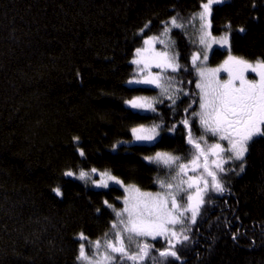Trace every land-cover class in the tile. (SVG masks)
Segmentation results:
<instances>
[{"label": "trees", "instance_id": "obj_1", "mask_svg": "<svg viewBox=\"0 0 264 264\" xmlns=\"http://www.w3.org/2000/svg\"><path fill=\"white\" fill-rule=\"evenodd\" d=\"M201 3L0 0V264H85L76 259L78 246L85 244L91 253L89 241L113 231L115 212L104 202L123 209L122 188H94L91 180L66 177L65 171L78 175L96 168L124 185L155 191L157 178L164 179L168 169L144 157L167 151L187 159L194 153L183 124L168 130L189 115L184 111L189 104L190 112L199 104L187 62L192 47L184 34L177 47L188 71L182 68L175 77L195 95H181L175 115L169 100L157 103L152 113L133 111L125 101L152 92L127 84L142 39L157 34L172 16L187 19ZM210 19L212 37L230 31L231 53L264 60V0H225L213 6ZM224 52L215 48L210 61ZM152 123L162 125L154 142L127 143L134 126ZM192 131L201 133L197 118ZM76 136L83 157L73 142ZM220 175L230 191L212 194L175 264H264V138L251 146L244 172L230 169ZM58 185L62 197L52 191ZM80 233L88 239L80 240ZM147 241L155 249L165 247L163 238Z\"/></svg>", "mask_w": 264, "mask_h": 264}, {"label": "snow or ice", "instance_id": "obj_2", "mask_svg": "<svg viewBox=\"0 0 264 264\" xmlns=\"http://www.w3.org/2000/svg\"><path fill=\"white\" fill-rule=\"evenodd\" d=\"M224 3L225 0H206V2L202 0L200 5L202 10L194 14L192 19L199 18L202 22V31L210 29L213 6ZM179 20L180 17L177 15L163 22L164 27L160 36H169L174 29L183 28L184 25ZM148 26L145 24L144 28L140 29V33L142 34ZM226 27L230 30V25ZM239 31L243 33L246 28L241 27ZM204 35L211 36V33L205 32ZM169 39H171L170 36ZM212 42L229 49V56L221 66L228 71L229 78L220 81L217 73L221 69L200 66L208 60L207 52L203 54V60L199 54L194 53L192 64L200 77L196 83V87L200 90V111L190 112L192 105L189 104L184 109L189 115L173 123L168 129L170 132H175L179 124H183L187 130L186 142L194 149L192 158L184 163L182 161L186 159L185 157L166 152H157L154 156L144 158L149 163L163 164L168 169L164 179L157 178L160 187L164 189L163 192L155 196L139 193L135 185L125 186L109 171L99 172L100 180H92L91 174L98 173L96 168H92L90 172L80 170L78 175L71 169L63 173L66 177L82 181L91 180L97 188H107L110 182L120 184L127 193L123 201L124 208L119 211L108 201L104 202L115 212L113 231L105 233L102 239L89 241V246L95 247L91 253L87 252L85 244L81 243L79 255L76 258L78 261L86 262V264H147V261L151 259L153 264H175L182 259L180 246L185 245L190 239L188 233L192 231V228L189 225L197 224L198 217L203 214V206L212 201V194L222 196L230 191L220 175L229 171L225 168V164L229 161L239 162L236 164V168L239 169L237 175L245 171L247 154L251 146L257 138H264V60H257L255 64H252L243 58L233 56L230 48V31H225L219 38L214 37ZM143 43L145 47L137 48L136 58L131 61L138 66L137 76L140 78L130 79L128 83L153 85L160 88L161 94L171 101L169 107L174 109L175 115V108L181 95H195V93L190 94L185 91L181 80L175 76L166 77L165 74L168 71L178 74L182 68L184 71H188V68L180 64L178 52L173 54L176 48L174 40L169 46L164 39L153 36L144 39ZM156 43L164 44L165 50L156 52L155 56L145 57V53L155 51ZM200 43H205L204 36H201ZM208 47L211 48V45ZM198 61L200 65L197 64ZM153 66L160 69V72H151L150 69ZM248 70L255 72L259 79H247L244 72ZM163 102L159 98L148 97H134L125 101L130 108L146 112H156L155 105ZM196 117L199 118L203 128V134L199 137H195L192 131V118ZM164 126L167 127V125ZM158 130H162V125L154 123L150 128L142 125L134 127L131 132L135 142L151 144L160 135ZM206 134L217 137V142L207 147L202 146L201 142L204 145L208 144ZM79 140L78 136L73 137V142L80 156L83 157L85 153L79 147ZM220 141H227V147H224ZM113 148L115 149L116 145H113ZM225 153L228 155L225 156ZM210 156L214 157L211 162ZM200 169L203 171H198ZM189 170L194 175H189ZM52 191L58 197L63 195L59 185ZM97 211L100 210L97 209ZM147 238L152 240L163 238L165 247L155 249L154 245L148 243ZM79 239L87 240L88 238L80 233ZM238 239V232L234 233L233 240ZM133 245H135L134 250Z\"/></svg>", "mask_w": 264, "mask_h": 264}, {"label": "rangeland", "instance_id": "obj_3", "mask_svg": "<svg viewBox=\"0 0 264 264\" xmlns=\"http://www.w3.org/2000/svg\"><path fill=\"white\" fill-rule=\"evenodd\" d=\"M206 2V1H205ZM202 9H201V7L197 10V11H195V12H193V13H191L190 14V16L187 18V19H185V20H179V22L180 23H182L183 25H184V27L183 28H181V29H174L170 34H169V36L171 37V39H169V36H160V33L163 31V27H164V23H163V25H162V28L160 29V31L157 33V34H153V35H148V36H146V37H144L143 39H142V42H141V44H140V46L138 47V48H141V47H145V45H144V43H143V41H144V39H147V38H149V37H153V36H156V37H158V38H160V39H164L165 41H167L168 42V45L170 46L171 45V42L174 40L175 42H176V48L174 49V51H173V54H175L176 52H178L179 53V55H180V52H179V49H178V45H177V41H178V37H180L182 34H184L185 35V40L188 42V44H189V46H188V48H190V46L192 47V52L189 54V55H187L188 56V60H187V62L188 63H190L191 64V66H192V68H193V72L195 73V83H197L198 81H199V79H200V77H199V75H198V73H197V71H196V69L193 67V64H192V56H193V54L194 53H197V54H199L200 55V58H201V60H203V54L205 53V52H207V54H208V60L203 64V65H200V61H198L197 62V64L198 65H200V66H203V67H207V68H211V69H217V68H219V69H221L218 73H217V78L220 80V81H225V80H227L228 78H229V73H228V71H225L221 66L224 64V61L228 58V56H229V49H228V47H221L219 44H216V43H213L212 42V40H213V38L214 37H212V36H207V35H204V33L205 32H210V29H204L203 31L201 30V21L199 20V18L197 17V18H195V19H192V17L194 16V14H196V13H198V12H200ZM170 19H168L167 21H169ZM174 32H178L179 33V35H175L174 34ZM201 36H204V39H205V43L204 44H201L200 43V39H201ZM215 38H219V37H215ZM208 45H211V48H209L208 47ZM154 48H155V51L154 52H152V51H150V52H148V53H145L144 54V56L145 57H152V56H155V54H156V52H162V51H164L165 50V45L164 44H159V43H156L155 45H154ZM218 49V50H225V52L224 53H222V56L216 61V62H211L210 61V58H211V53H212V51L214 50V49ZM218 52V51H217ZM233 56H235V57H239V56H236V55H234L233 53H231ZM134 58H136L135 57V52H134V56H133V58H132V60L134 59ZM239 58H243V57H239ZM244 59V58H243ZM245 60H247V61H249L250 63H252V64H255L256 62H257V60H254V61H250V60H248V59H246L245 58ZM150 71L151 72H153V73H157V72H160V69H158V68H156V67H152L151 69H150ZM139 72V68H138V66L137 65H135L134 64V69H133V74H132V76L127 80V84L128 85H132V86H140V87H148V88H152V92L151 93H143L142 95H139V96H136V97H148V98H159V99H161V100H163V101H166V100H168L164 95H162L161 94V89L160 88H157V87H155V86H153V85H145V84H129L128 83V81L130 80V79H133V78H140L139 76H137V73ZM248 73H252V74H254L255 76H249L247 73L246 74H244V76L247 78V79H249V80H253V79H255V80H258L259 79V77H258V75L255 73V72H252L251 70H248ZM165 76L166 77H171V76H176V74L175 73H172V72H170V71H168L166 74H165ZM196 85V84H195ZM196 89H197V91H198V96H199V92H200V90L196 87ZM132 99V98H131ZM199 99H200V96H199ZM129 100V99H128ZM126 106L129 108V109H131V110H133V111H138V112H144V113H152L151 111H142V110H136V109H132V108H130L127 104H126ZM200 111V108H199V104H198V108H197V110H196V112H199ZM197 118V122H198V124H200V122H199V118L198 117H196ZM154 123H152V124H150V125H142V126H144L145 128H150L152 125H153ZM139 126H141V125H136V126H134V127H139ZM133 127V128H134ZM200 127H201V130H202V133H200L199 132V134L201 135V134H203V128H202V126L200 125ZM159 131V130H158ZM132 133V132H131ZM199 135V136H200ZM199 136H197V135H195V137H199ZM159 137V136H158ZM157 137V138H158ZM206 139H207V141H208V144L207 145H204L203 144V142H201L202 143V146H204V147H207L208 145H210V144H212V143H215V142H217V137H213L211 134H206ZM127 143H137V142H135L134 141V137H133V135H132V138L127 142ZM220 143L224 146V147H227V141H220ZM145 144H148V143H145ZM167 152V151H166ZM167 153H171V152H167ZM172 154H174V155H178V154H175V153H172ZM191 154L193 155L194 153L193 152H191ZM189 155V157L187 158V159H185V160H183L182 162H184V163H187V161L188 160H190L191 158H192V155ZM225 156H227L228 154L227 153H225L224 154ZM154 156V155H153ZM147 157V156H146ZM145 158V157H144ZM212 159H214V157H209V161L211 162V160ZM146 160V159H145ZM147 161V160H146ZM147 162H149V161H147ZM236 163H239V162H232V161H229L227 164H225V168H227V169H236V172H239V169L238 168H235V164ZM175 170H173V172H174ZM198 171H203L202 169H200V170H198ZM91 174V173H90ZM92 175V180H100V175H99V172L97 173V174H91ZM189 175H194L190 170H189ZM96 176V178H94V177ZM119 179V178H118ZM185 179H187V177H185ZM210 179V178H209ZM120 180V179H119ZM92 184V183H91ZM110 185H115V186H118V187H120V188H122V190H123V192H124V197L127 195V193H125V190H124V187H122L120 184H115V183H109V186ZM92 186H94L93 184H92ZM125 186H127V185H125ZM136 187V186H135ZM94 188H97V187H95L94 186ZM136 188H138V187H136ZM139 189V188H138ZM164 191V189H162L161 187L159 188V189H156L155 191H151V190H145V191H141V190H139V193H146V194H151L152 196H155L157 193H161V192H163ZM185 203H186V198H185V201H184ZM123 208H124V205H123ZM200 218V217H199ZM189 227H191L192 229H193V227H194V225H189ZM188 235H189V233H188ZM147 240H152L151 238H147ZM94 241H96V240H94ZM93 241V242H94ZM80 247V245L78 246V248ZM135 249V245H133V250ZM95 250V247H93V251ZM101 259H102V257H101ZM85 264H86V262H84Z\"/></svg>", "mask_w": 264, "mask_h": 264}, {"label": "flooded vegetation", "instance_id": "obj_4", "mask_svg": "<svg viewBox=\"0 0 264 264\" xmlns=\"http://www.w3.org/2000/svg\"><path fill=\"white\" fill-rule=\"evenodd\" d=\"M259 77V76H258Z\"/></svg>", "mask_w": 264, "mask_h": 264}]
</instances>
